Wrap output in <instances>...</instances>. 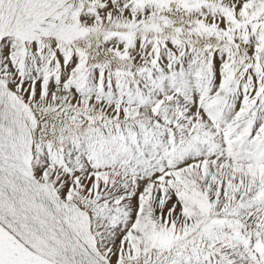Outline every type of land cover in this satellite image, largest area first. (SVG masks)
<instances>
[{"label": "snow or ice", "instance_id": "6c2138e0", "mask_svg": "<svg viewBox=\"0 0 264 264\" xmlns=\"http://www.w3.org/2000/svg\"><path fill=\"white\" fill-rule=\"evenodd\" d=\"M0 264H264V0H0Z\"/></svg>", "mask_w": 264, "mask_h": 264}]
</instances>
